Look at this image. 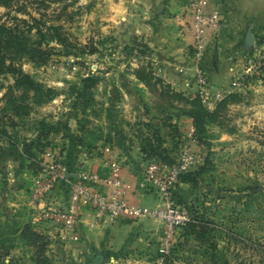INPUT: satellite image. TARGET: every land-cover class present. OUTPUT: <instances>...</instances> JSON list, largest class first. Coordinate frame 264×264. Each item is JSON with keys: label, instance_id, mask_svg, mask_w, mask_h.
I'll return each mask as SVG.
<instances>
[{"label": "rangeland", "instance_id": "374dc122", "mask_svg": "<svg viewBox=\"0 0 264 264\" xmlns=\"http://www.w3.org/2000/svg\"><path fill=\"white\" fill-rule=\"evenodd\" d=\"M138 4L74 0L55 23L94 50L71 54L53 50L43 64L22 62L23 69L54 94L32 104L10 131L16 145L1 142L0 236L12 245L7 264H41L32 258L31 246L14 234L27 220L48 237L47 264H264V71L253 66L218 86H232L235 76L241 75V83L230 92L235 96L195 135L194 148L202 161L191 170L192 179L181 177L177 187L175 200L212 225L209 235L190 225L176 227L166 246L161 221L150 217L127 221L111 239L106 231L61 239L42 229V196L32 201L30 191L34 177L42 172L46 148L61 153L74 144L89 149L111 142L120 149L124 144L135 146L142 161L149 154L173 160L178 156L192 123L182 98L190 93L182 94L164 76L156 80L147 44L135 32ZM254 9L264 12L260 4ZM256 35L249 52H257L264 40V34ZM140 67L148 72L146 80L136 76ZM0 81L7 85L13 78L3 74ZM89 96L91 102L84 105ZM27 148L38 159L32 167L23 154ZM48 219L59 235L56 223ZM164 245L167 251L159 263Z\"/></svg>", "mask_w": 264, "mask_h": 264}, {"label": "crops", "instance_id": "0c3cea01", "mask_svg": "<svg viewBox=\"0 0 264 264\" xmlns=\"http://www.w3.org/2000/svg\"><path fill=\"white\" fill-rule=\"evenodd\" d=\"M138 1L139 15L135 19V32L140 40L147 44L151 60L160 67L163 76L172 87L186 94L194 92L196 84L190 55L191 17L187 9V0ZM257 4L264 7V0H206V10L218 9L222 15L219 28L209 33L203 58L204 70L214 87L226 84L235 72L246 66L250 51L245 39L247 30L252 31L254 37L252 45L256 44L258 32L264 34V12L260 10L256 12L254 8ZM105 145L110 146L112 154L121 161L122 175L131 184L127 200L146 205H155L158 202L153 192L138 186L146 161L140 159L135 146L124 144L120 149L111 142H104L88 149L74 144L60 153L61 160L74 175L59 180L42 197V213L46 209L64 207L67 204L70 182L81 171H97L100 175L107 173L102 153ZM94 184L100 187L99 184ZM42 216L43 231L49 233L50 237L57 236L63 239L60 232L59 235L56 233L58 229L49 223L50 217L45 212ZM143 219L145 218L138 220ZM127 221L129 220L121 217L96 219L92 211L85 210L77 222L76 229L80 237L84 235L88 237L87 234L91 231V234L106 231L107 238L111 239L115 237L114 231L122 228ZM141 230L147 231L145 228Z\"/></svg>", "mask_w": 264, "mask_h": 264}, {"label": "built area", "instance_id": "2783aa9c", "mask_svg": "<svg viewBox=\"0 0 264 264\" xmlns=\"http://www.w3.org/2000/svg\"><path fill=\"white\" fill-rule=\"evenodd\" d=\"M206 0H187V9L191 20L192 31L190 55L192 60L193 78L196 90L190 96H197L209 108L215 106L224 95L233 91L234 85L241 83V75H236L228 87H213L203 67L206 44L209 33L219 28L222 15L218 9L206 10ZM244 71L252 66L264 71V40L258 45L257 52H249ZM153 74L162 77V71L156 64ZM195 127L190 123L179 146L178 156L168 162L151 158L146 160L138 186L150 190L157 198L155 205L131 203L127 200V192L131 184L122 175L121 161L112 154L110 146L102 149L103 162L107 173L100 175L97 171L83 170L70 182L69 197L64 207H52L44 210L58 226L61 235L68 239H78L76 226L85 210L92 211L95 218L121 217L136 221L145 217H153L161 221L167 237L174 233L176 227L188 220L186 208L175 200L181 173L194 169L202 161L194 148L196 144ZM42 172L34 177L31 185L32 201L43 197L61 179L69 177V172L60 153L46 148L42 153ZM97 183L100 187H97ZM159 249V263L163 262L167 248Z\"/></svg>", "mask_w": 264, "mask_h": 264}, {"label": "trees", "instance_id": "16d2710c", "mask_svg": "<svg viewBox=\"0 0 264 264\" xmlns=\"http://www.w3.org/2000/svg\"><path fill=\"white\" fill-rule=\"evenodd\" d=\"M73 1L0 0V7L5 8V11L0 13V75L10 74L13 78V81L7 85L0 81V91L5 89L0 96V148L2 141L16 145L17 142L10 131L18 126L20 118L28 114L32 104L44 102L54 94L51 87L45 86L25 71L22 62L27 59L36 64H43L48 60L53 50L64 54L94 50V47H89L87 43L72 39L60 23H55L62 10V12L68 13L66 9ZM52 16L54 19L51 18ZM51 42H55L59 46L56 47ZM136 76L141 80H146L148 72L140 67L137 69ZM156 80L160 79L156 77ZM169 86L167 85V87ZM171 92L175 96H180L176 91L171 90ZM185 96L182 98L185 99L188 107L184 109V113L192 119L197 137L198 132L203 131L206 123L215 120L220 106H223L235 95L234 93L224 95L212 108L207 107L197 96L191 97L190 94ZM28 98L30 101L27 100ZM91 100L92 97L89 96L82 102L86 105ZM156 139L159 140L158 135H156ZM160 150L163 151V148ZM23 154L29 160L28 166L32 167L38 163V159L33 157V151L30 148L24 149ZM147 156L145 158L147 160L156 158L168 162L174 161L165 155L149 154ZM190 172L191 170L181 173L180 179L182 177L183 181L191 180ZM183 206L187 210L188 220L182 227L186 225L197 227L199 228L198 232H201L202 235H209L212 225H207L209 223L207 220L203 221L200 215L184 204ZM16 232L20 239L31 246L32 258L38 263L47 264L48 237L35 229L29 220L23 221L14 234ZM5 242L6 239L0 236V264L10 262V259L6 262L5 258L9 255L12 245ZM90 264H94V262Z\"/></svg>", "mask_w": 264, "mask_h": 264}, {"label": "water", "instance_id": "95a60500", "mask_svg": "<svg viewBox=\"0 0 264 264\" xmlns=\"http://www.w3.org/2000/svg\"><path fill=\"white\" fill-rule=\"evenodd\" d=\"M245 39H246V45H247V46L252 45V43H253V41H254V37H253V35H252V31H251L250 29L247 30L246 35H245ZM66 174H67L68 176H72V175H74V174L71 173V172H67Z\"/></svg>", "mask_w": 264, "mask_h": 264}]
</instances>
